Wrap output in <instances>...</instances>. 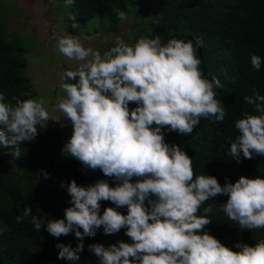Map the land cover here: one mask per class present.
<instances>
[{
  "label": "clouds",
  "instance_id": "obj_1",
  "mask_svg": "<svg viewBox=\"0 0 264 264\" xmlns=\"http://www.w3.org/2000/svg\"><path fill=\"white\" fill-rule=\"evenodd\" d=\"M73 2L65 0L69 6ZM117 14L127 18L123 11ZM199 45L175 37L163 42L149 29L134 45L116 37L115 46L101 54L85 47L79 36L56 37L58 52L78 63L63 73L64 95L56 105L73 129L61 155L116 182L112 186L100 179L81 186L75 180L60 181L71 197L64 218L32 216L36 231L45 228L55 238L74 232L76 247L57 244L58 259L78 261L85 237H94L102 227L105 235L125 229L131 243L89 244L99 264H264V240L254 246L237 241L234 251L205 230L213 205L198 214L210 198L226 195L222 211L229 220L249 231L264 228V178L241 176L235 183L226 178L221 186L215 176L195 175L187 152L165 140L166 131L191 134L201 118H225L224 104L216 98L222 85L202 71ZM262 63L260 56H251L256 71ZM12 99L14 105L0 92V145L11 146L18 157L19 145L35 141L37 126L46 128L51 118L43 97ZM244 100L258 114L245 112L235 123L239 135L228 154L238 163L241 154L246 159L264 156V95ZM130 103L136 106L130 108ZM40 176L49 179L43 169ZM102 201L115 207L101 214ZM31 213L28 207L24 216Z\"/></svg>",
  "mask_w": 264,
  "mask_h": 264
},
{
  "label": "trees",
  "instance_id": "obj_2",
  "mask_svg": "<svg viewBox=\"0 0 264 264\" xmlns=\"http://www.w3.org/2000/svg\"><path fill=\"white\" fill-rule=\"evenodd\" d=\"M198 1L74 0L70 6L78 14L77 22L85 24L94 17L114 18L118 11L126 12L128 6L136 5L152 11L157 18L169 17L168 26L156 27V33L163 42L173 37L200 41L197 53L202 60L200 67L208 79L214 76L222 85L216 90V98L224 104L225 118L215 122L213 118H201L191 134L166 131L165 140L169 144L180 145L187 152L195 175L215 176L221 186L226 178L231 183L241 176L264 178V156L254 155L252 159H246L241 154L238 163L228 154L231 143L239 135L236 121L244 118L245 112L258 114L244 97L264 95V63L259 71L251 65L253 54L264 60V0H218L224 9L218 23L201 27L186 24L183 19L188 8ZM200 2L206 6L214 0ZM72 27L69 26V32H76ZM2 40L0 37V92L5 94L6 102L14 105L13 97L30 99L33 94L22 75L23 60L19 58V48L14 41ZM135 106L130 103V108ZM19 149L20 156L17 157L14 148L0 145V264H99V259L88 251L89 244L108 246L121 240L131 243L125 229L105 235L101 227L94 237H85L84 251L79 254L78 261L58 259L57 244L76 247L78 241L74 232L55 238L45 228L36 231L31 223L33 215L46 220L63 219L64 210L71 206L70 195L66 188L59 187L60 182L55 178L63 176L66 182L75 180L81 186L94 184L100 179H108L112 186L116 182L105 177L99 169L84 168L73 157L60 160L55 148L40 135L39 127L36 140L24 142ZM42 169L49 174V179L37 177ZM227 199L226 195H218L201 205L198 214H203V208L213 205V212L208 214L212 222L205 226V230L234 251H238L234 247L237 241L254 246L264 240V228L249 231L229 220L222 211ZM28 207L32 213L24 216ZM106 207L115 205L102 201L101 214ZM118 211L127 213L126 208ZM18 216L23 217L22 222H17Z\"/></svg>",
  "mask_w": 264,
  "mask_h": 264
},
{
  "label": "rangeland",
  "instance_id": "obj_3",
  "mask_svg": "<svg viewBox=\"0 0 264 264\" xmlns=\"http://www.w3.org/2000/svg\"><path fill=\"white\" fill-rule=\"evenodd\" d=\"M200 1L184 13L185 23L197 24L198 27L218 23L224 11L220 2L214 0L211 5L205 6ZM18 3L23 4L25 16L19 14L16 0H0V37L4 41H14L19 48L18 55L23 60L22 75L33 94L31 98L43 97L51 118L46 128L42 129L38 125L39 133L55 148L60 160L66 161L71 156L62 157L61 149L71 137L73 129L70 121L65 120L56 109V105L64 95L60 87L64 82L63 73L74 70L78 63L68 61L58 52L56 37L69 33V26H73L76 32H70L71 34L79 36L85 47L99 50L103 54L115 46L116 37L134 45L139 38L148 34L149 29L153 36L159 35L156 27L168 26L169 17L157 18L152 11L130 5L125 12V20L118 16L94 17L85 24H80L76 20L78 14L64 0H43L41 3L38 0H18ZM35 29L39 31L37 37L41 36L43 40L34 37ZM55 179L65 181L63 176Z\"/></svg>",
  "mask_w": 264,
  "mask_h": 264
},
{
  "label": "crops",
  "instance_id": "obj_4",
  "mask_svg": "<svg viewBox=\"0 0 264 264\" xmlns=\"http://www.w3.org/2000/svg\"><path fill=\"white\" fill-rule=\"evenodd\" d=\"M38 1H40V3L43 1V0H38ZM16 2H17V7H19L18 8V11H19V14L21 13L22 14V16H25L26 15V12L24 11L25 9H24V7H23V4H19L18 3V0H16ZM49 2H50V0H49ZM21 3V2H20ZM43 7V6H42ZM45 8V7H44ZM47 10V9H46ZM35 35H34V37H36L37 39H39V40H43V38H41V36L38 38L37 37V33H39V31H37V29H35L34 30V32H33ZM70 33V32H69Z\"/></svg>",
  "mask_w": 264,
  "mask_h": 264
}]
</instances>
